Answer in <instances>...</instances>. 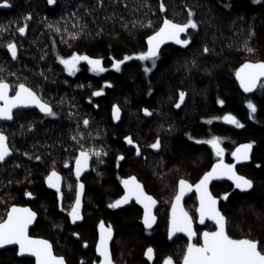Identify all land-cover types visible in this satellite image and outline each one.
Segmentation results:
<instances>
[{
	"label": "trees",
	"instance_id": "trees-1",
	"mask_svg": "<svg viewBox=\"0 0 264 264\" xmlns=\"http://www.w3.org/2000/svg\"><path fill=\"white\" fill-rule=\"evenodd\" d=\"M21 1L10 0V8L0 11V67L4 69L0 75L13 92L19 82L34 91L43 85L57 90L62 79L53 71L57 68L54 60L42 51L41 38L27 33L23 38L27 40L22 41L16 34L18 27L27 24L26 15L31 14L32 22L36 15L31 4ZM59 1H66V10L49 12L47 18L61 36L69 38L64 45L100 58L105 70L90 71V76L84 68L73 80L78 88L72 95L56 93L47 98L56 115L45 123L26 117L7 126L0 124L12 149V156L0 165V220L12 204L29 206L37 213L30 235L50 241L66 264L98 261L92 244L99 222L110 225L114 233L110 246L114 264H162L166 257L180 264L186 242L176 237L169 243L166 235L179 178L194 184L217 160L231 162L238 144L251 142L250 164L237 169L253 181L251 192H239L224 182L211 190L220 200L231 236L264 241V81L245 95L235 79L237 67L245 61H264V0H163V12L161 0ZM22 8L24 13L19 11ZM189 10L198 27L181 34V39L190 40L188 45L172 41L159 48L155 65L136 57L135 53L147 50L146 37L164 18L184 23ZM71 32L79 33L76 39L69 37ZM8 42H17L16 60L4 50ZM245 44L254 53H248ZM205 47L208 52L203 51ZM125 55L131 58L119 70L113 68L114 61ZM145 67L151 71L145 72ZM100 89L101 95H93V105L88 103L89 90ZM181 91L185 93L182 102ZM248 100L256 105L252 116ZM113 105L119 108L118 119L113 118ZM226 114L234 115L243 127L222 123ZM84 119L89 121L87 126ZM212 136L221 138L222 157L204 142ZM125 137L134 143L128 144ZM157 137L160 147L151 148ZM81 145L100 149L101 156L91 158L83 180V219L73 225L68 215L75 188L71 171ZM120 156L124 157L121 161ZM53 169L63 177L61 199L44 184ZM130 174L157 200L153 230L141 225V211L135 204L109 207L122 195L121 179ZM26 192L32 195L27 197ZM186 202L187 211L196 206L194 197ZM200 231L197 227L195 242L200 241ZM149 247L154 250L153 263L144 258ZM23 262L11 251L0 253V264Z\"/></svg>",
	"mask_w": 264,
	"mask_h": 264
},
{
	"label": "snow or ice",
	"instance_id": "snow-or-ice-1",
	"mask_svg": "<svg viewBox=\"0 0 264 264\" xmlns=\"http://www.w3.org/2000/svg\"><path fill=\"white\" fill-rule=\"evenodd\" d=\"M48 4H54L56 0H47ZM0 5L8 7L10 0H0ZM160 10H165V4L163 0L159 5ZM31 14L24 17V20H30ZM151 21H148V25H151ZM142 27L146 25H141ZM27 24L18 27L17 31L23 35L26 31ZM47 27L51 28L49 24ZM198 27L197 22L193 19V12L189 10L188 18L184 23H176L172 19L164 18L159 28L151 35L146 37L147 50L135 53L136 57L141 61L151 60L155 65V60L158 57V50L160 45L166 41H174L179 45H188L189 39H181V33H185L189 29H196ZM60 31L59 28L56 29ZM79 33L71 32L69 37L76 39ZM8 53L11 54V58L16 60L18 58V50L15 42H8L6 44ZM245 49L248 53H254V49L248 47L245 44ZM204 52H208L209 49L205 47ZM128 55H125L123 60H115L112 64L113 68L119 70L120 65L130 59ZM57 59L64 66V70L69 74H75L77 65L80 61H87L90 66V70L94 72H103L105 69L102 66L100 58H93L87 54H78L73 52L68 57L58 56ZM145 72L151 71L150 68L145 67ZM3 67H0V72H3ZM9 75H15V73H9ZM264 77V61L243 63L236 71V78L239 80L240 87L245 92L251 91L257 87L260 78ZM264 86V84H262ZM10 85L4 76L0 75V118L11 120L13 118V109L17 106L35 105L42 113L49 116H55L56 112L52 106L45 102L36 91L31 87H28L25 83L19 82L15 86V95H9ZM103 89L94 92L93 95H100ZM180 101L182 102L185 96L183 91L180 92ZM223 104V100L218 101ZM180 103L176 104L179 107ZM247 107L249 109V116H252L256 112V105L251 101H247ZM146 114H151L147 108L143 110ZM113 118H119V108L113 105ZM223 119L230 124L236 125V127H243L240 121L232 114H226ZM84 125H88V119H84ZM31 127V125H30ZM76 139V137H72ZM128 144H133L134 141L131 137H125ZM221 138L218 136H212L210 139L204 141L211 145L217 157H222L223 149L220 146ZM151 148L160 147V140L157 137L156 141L150 145ZM252 148V143L241 144L235 151L232 152V156L236 160H248L249 151ZM7 137L0 131V161H4L9 155L10 151ZM95 155L98 158L101 156L100 149H86L83 145L80 146L79 154L75 157V174L77 178L80 177L81 172L88 166L90 155ZM136 154L140 155L139 145L136 146ZM123 156L117 157V159H123ZM35 159L39 160L40 157L36 156ZM217 176H227L232 180L235 187L241 190L249 189L253 186V181L246 178L243 175H239L233 164H225L223 159H219L217 163L212 165L210 171L204 173L199 181L193 185L185 179H180L178 182V190L175 193L174 198L171 201V215L169 217V229L168 234L171 238L175 233H186L188 237V243L183 252L182 264H264V241H258L250 237L234 238L226 230L227 218L217 208V198L209 191V181ZM46 182L49 187L56 189L57 193H61L60 188V175L53 169L47 176ZM121 183L124 185L125 193L122 197L114 201L109 207L115 208L121 204L127 203L129 199L135 197L137 203L142 204L144 208L143 222L146 227H151L155 222L156 217L152 212V208L156 204V200L152 195H149L144 191L143 186L137 180L135 176L122 179ZM195 188L199 199V213L200 222L203 224L205 218L215 222V230L204 231L200 234V240L202 242H193V237L197 234L193 231L192 217L181 206V200L187 191ZM84 189L82 183L77 182L75 190V202L73 203L68 215L72 221L75 222L81 219L80 207H81V195ZM26 196H31L32 193L26 192ZM229 194L223 193L224 199H227ZM7 218L0 220V246L4 245H18V254L23 255L25 253L30 254L35 258V264H65V259L62 256H57L53 252L52 244L47 239L36 238L28 234V226L32 224L33 219L37 213L27 207H19L12 204L7 210ZM100 227V239L95 246V251L99 255L98 261H93V264H114L111 252L109 250L108 241L112 238V228L109 225L105 228L103 222ZM73 235H79L73 233ZM84 246H87V241L84 242ZM153 248L149 247L145 251V256L149 259L153 257ZM83 264V262H82ZM163 264H173L172 257H166Z\"/></svg>",
	"mask_w": 264,
	"mask_h": 264
},
{
	"label": "flooded vegetation",
	"instance_id": "flooded-vegetation-1",
	"mask_svg": "<svg viewBox=\"0 0 264 264\" xmlns=\"http://www.w3.org/2000/svg\"><path fill=\"white\" fill-rule=\"evenodd\" d=\"M19 1H21V0H19ZM22 1H21V3H22ZM25 1L27 2V4H31L30 5L31 11L36 12V15H35L33 22L31 19L28 20V22H26L27 27H26V31L24 33L25 34L24 36L20 35L18 31H16V34H18L20 36L18 38L21 39L22 41L27 40V38L25 40L23 39V38H25L27 33H29V35H30L29 37H31V35L32 36H39L41 38V42L44 46L42 51L46 52V55L50 56L54 60V63H55V65H57V68H55L53 71L56 72V74H58L62 79L60 85L56 86L58 88L57 90L55 88L51 89V87H48L47 85H43V86L39 87V89L36 90V92L47 103H49V101H47V98L50 99V97H52L56 93H59V94L63 93L66 96L72 95V93H74V88L75 89L78 88V86H75L76 84L74 83L73 80H76L80 76V74L82 73V70L84 68H87V70H88L87 71L88 73H86V75L89 74L90 76H92V74H90L91 70H90V67H88L86 64H84L82 61H80L78 63L75 74H69L67 71L64 70V66L57 59L58 56H63L66 58V57L70 56L71 53H73V52H77L78 54H85V53H82V52L80 53V51L74 50V48H70V46H68V45H64V43L66 41H68L69 39H67V37L61 36L60 32L56 31V28L54 26L53 21H50L47 18L49 16V12H53V11H57V10L58 11H64V10H66V6H68V5H66V1H59V0H56V2L54 4H51V5L48 4L47 0H25ZM25 11H23V13ZM49 24L52 25L51 28L47 27V25H49ZM29 26H31L32 28H29ZM22 41H19V42H22ZM5 49H7V48H4V50ZM68 82H70L71 84H68ZM14 93H15V91L14 92L12 91V95ZM93 93H94V90L93 91L89 90V95H88L89 97L87 99V102L91 103L92 105L94 102ZM15 117H16V120L23 119L26 117H28V118L31 117V118H34L35 121L42 123V122L46 121V119H51L53 116L41 114L38 110L32 109L29 111H18L16 113H14L12 123L15 121ZM0 124L4 125L2 123H0ZM55 193L57 195H59L57 192H55ZM69 218H71V217L69 216ZM81 219L77 220L76 223L72 222L73 225L79 223L81 221ZM105 226L108 227L107 225H105ZM99 228H97L95 241L92 244L93 250H94V247H95L97 240H98L97 237H98ZM5 250L11 251L12 253H15V255L17 254L15 248L5 249ZM2 251H4V250H2ZM94 253H95V250H94ZM95 256H96V254H95ZM16 258L19 259L17 257V255H16ZM19 260L24 261L22 264H24L26 261H28L29 264L32 263V261L27 259V258L19 259ZM97 260H98V258H97Z\"/></svg>",
	"mask_w": 264,
	"mask_h": 264
},
{
	"label": "water",
	"instance_id": "water-1",
	"mask_svg": "<svg viewBox=\"0 0 264 264\" xmlns=\"http://www.w3.org/2000/svg\"><path fill=\"white\" fill-rule=\"evenodd\" d=\"M10 8V6H8V7H5V6H2V5H0V11H2V10H8ZM162 24V23H161ZM20 34V33H19ZM181 34H183V33H181ZM21 35V34H20ZM25 34H23L22 36H24ZM170 42H172V41H169V40H166V41H164L161 45H160V48H162V47H164V46H167L168 45V43H170ZM146 46H147V39H146ZM9 55L11 56V54L9 53ZM93 58H95V57H93ZM84 64H86L88 67H90L89 65H88V63H87V61H82ZM246 62V61H245ZM244 62V63H245ZM250 62V61H249ZM101 63H102V61H101ZM254 63V62H253ZM243 64V63H242ZM241 64V65H242ZM241 65H239L237 68L239 69L240 68V66ZM102 66H103V63H102ZM235 79H236V83H237V86H238V89L239 90H241V92L243 93V94H245V95H247V94H252L255 90H256V88L257 87H255V88H253L251 91H249V92H245L244 90H243V88H241L240 87V83H239V80L236 78V74H235ZM262 81H264V77H262V78H260V81L258 82V84H257V86L262 82ZM9 95L10 96H13V95H15V93L12 95V89L11 88H9ZM101 95V94H100ZM3 102L2 101H0V104H2ZM32 109H36V110H38L41 114H45V113H42L40 110H39V108H37L35 105H28V106H23V105H21V106H17L16 108H14L12 111H13V114L14 113H16V112H18V111H29V110H32ZM13 119V118H12ZM12 119L11 120H9V119H5V118H0V123H2V124H4V125H7V124H11L12 123ZM222 123H224V124H230V123H228L227 121H225L223 118H222ZM241 144H247L246 142L245 143H240V144H238V146L239 145H241ZM237 146V147H238ZM236 147V148H237ZM235 148V149H236ZM235 149H234V151H235ZM252 152H253V146H252V148H251V150L249 151V159L248 160H240V161H238V160H236V158L235 157H232V161L231 162H225L224 161V163L225 164H233L234 165V167H235V170H236V172H237V168L239 167V166H246V165H249L250 164V162H251V158H252ZM12 155H11V151H10V153H9V155L5 158V160L4 161H0V165H3V164H5L8 160H9V158L11 157ZM121 160V159H120ZM217 162H218V160H217ZM217 162H215V163H217ZM74 164H73V167H72V174H73V179H74V181H76V182H79V183H81V181L86 177V175L88 174L87 172H88V170H89V168H90V166H91V158H89V161H88V166L86 167V168H84L83 169V171L81 172V174H80V177L79 178H77V176H76V174H75V167H76V165H75V161L73 162ZM215 163H213V164H215ZM212 164V165H213ZM212 165L210 166V169L209 170H207V171H210L211 170V168H212ZM206 171V172H207ZM238 173V172H237ZM60 175V177H61V179H60V188L62 189V187H63V178H62V175L61 174H59ZM204 175V174H203ZM240 175V174H239ZM131 176H133V175H131ZM127 177H125V178H122V179H126ZM121 179V180H122ZM198 182V181H197ZM196 182V183H197ZM222 182H224V183H227V184H230L235 190H237V191H241V192H244V193H249V192H251V190H252V187L251 188H249V189H244V190H241V189H238V188H236L235 187V185H234V183H233V181L232 180H230V179H228V177L227 176H217V177H214L212 180H210L209 181V185H208V188H209V191L212 193V190H210V188H211V186L213 185V184H218V183H222ZM120 183H121V181H120ZM44 184H45V186L48 188V189H50L51 191H53V192H57L56 191V189H54V188H51V187H49V185H48V183L46 182V179H45V181H44ZM141 185H142V183H140ZM84 185V184H83ZM195 185V184H194ZM120 186H121V196L120 197H122L123 195H124V193H125V189H124V185L121 183L120 184ZM143 186V185H142ZM178 190V184H177V189H176V191ZM145 191V190H144ZM194 197L195 198V201H196V209H195V220H193V218H192V227H193V231L196 233V231H195V227H199V228H203V227H205L206 225H211L214 229L213 230H215V222L214 221H212V220H210V219H207V218H205V221H204V223L202 224L201 222H200V217H199V213L197 212V209L199 208V199H198V194L196 193V190H195V188L193 187L190 191H187L186 193H185V195L183 196V198H182V200H181V206L184 208V210H185V202H186V200L188 199V198H190V197ZM214 196V195H213ZM27 197H29V196H27ZM84 198H85V195H84V189H83V192H82V195H81V207H80V213H81V211H82V209H83V201H84ZM154 198V197H153ZM155 199V198H154ZM75 202V201H74ZM131 203H133V204H135L137 207H138V209L141 211V215H142V217H141V225L142 226H144L146 229H148V230H153L154 229V227L156 226L155 224H156V220H155V222L154 223H152V225H151V227H146L145 226V224H144V222H143V215H144V208H143V205L142 204H139V203H137L136 202V200H135V197H132L131 199H129V201L127 202V203H124V204H121V205H119V207H123V206H127V205H130ZM219 203H220V200H218V198H217V208L220 210V208H219ZM18 206V205H17ZM19 207H27V208H29L28 206H19ZM157 207H158V203H157V201H156V204H155V206L152 208V212H153V214L155 215V217H156V214H155V210L157 209ZM32 210V209H31ZM32 211H34V210H32ZM186 211V210H185ZM35 212V211H34ZM222 212V211H221ZM169 217H170V215H171V207H170V209H169ZM189 215H190V213H189ZM191 216V215H190ZM169 217H168V221H167V224H168V228H167V232H166V235H167V241L169 242V243H171L173 240H175L176 239V237H182L184 240H185V242H186V245H187V243H188V237H187V234L186 233H181V232H177V233H175L171 238L169 237V234H168V229H169ZM192 217V216H191ZM7 218V215L5 216V218L4 219H6ZM37 215H36V217L33 219V222H32V224H30L29 226H28V234L30 233V231H31V229H33V227H34V225H35V223H36V221H37ZM77 221H75V222H73V223H76ZM105 226V225H104ZM105 228H107L106 226H105ZM213 230H209V231H213ZM204 231H207V230H203V231H201V233H203ZM200 233V234H201ZM113 236H114V233H113V231H112V238L108 241V246H109V250H110V252H111V249H110V246H111V243H112V241L114 240V238H113ZM198 237V234L196 235V236H194L193 237V242L196 240V238ZM37 238V237H36ZM98 240H97V242L99 241V239H100V228H99V230H98ZM50 242V241H49ZM199 242H202L201 240L199 241ZM51 243V242H50ZM97 244V243H96ZM96 246V245H95ZM13 248H15L16 249V255H17V257L19 258V259H24V258H27V259H29V260H31L32 261V263L33 264H35V258L34 257H32L30 254H28V253H25V254H23V255H19L18 254V245H15V244H12V245H4V246H0V252H2V250H5V249H13ZM94 250H95V247H94ZM54 252V251H53ZM55 254V253H54ZM95 254H96V257L99 259V255H98V253L95 251ZM58 256V255H57ZM144 258H146V260L149 262V263H153L154 262V252H153V257H152V259H149L147 256H145V254H144ZM65 264H66V262H65ZM180 264H182V260H181V263Z\"/></svg>",
	"mask_w": 264,
	"mask_h": 264
},
{
	"label": "rangeland",
	"instance_id": "rangeland-1",
	"mask_svg": "<svg viewBox=\"0 0 264 264\" xmlns=\"http://www.w3.org/2000/svg\"><path fill=\"white\" fill-rule=\"evenodd\" d=\"M62 18H63V17H62ZM60 20H61V19H60ZM63 20H64V19H63ZM23 23H24V22H23ZM24 25H25V24H24ZM67 38H68V37H67ZM68 39H69V38H68ZM15 43H16V45H17V42H15ZM74 50H75V49H74ZM71 54H72V53H71ZM92 156H93V155H90V158H92ZM252 156H253V155H252ZM74 161H75V160H74ZM119 161H121V160L119 159ZM239 167H240V166H239ZM239 167H238V168H239ZM238 168H237V169H238ZM209 169H210V167H209ZM209 169H208V170H209ZM71 172H72V171H71ZM237 172H238V171H237ZM238 174H240V173H238ZM131 175H133V174L126 175L125 177H130ZM240 175H242V174H240ZM133 176H135V175H133ZM202 176H203V175H202ZM202 176H201V177H202ZM125 177H124V178H125ZM135 177H136V176H135ZM201 177H200V178H201ZM62 178H63V177H62ZM85 178H86V177H85ZM85 178H84V179H85ZM200 178H199V179H200ZM84 179H83V180H84ZM180 179H182V178H179V180H180ZM72 180H73L74 185H75V188H74V200H73V203H74V201H75V190H76V184H77V182L74 181V179H73V174H72ZM83 180L81 181L82 184H83ZM137 180H138V179H137ZM138 181H139V180H138ZM197 181H199V180H197ZM197 181H196V182H197ZM139 182H140V181H139ZM178 182H179V181H178ZM140 183H142V182H140ZM177 184H178V183H177ZM190 184H191V183H190ZM194 184H196V183H194ZM194 184H193V185H194ZM62 185H63L62 189H64V187H65L64 183H63ZM142 185H143V183H142ZM213 185H215V184H213ZM213 185H212V186H213ZM212 186H211V187H212ZM143 188H144V185H143ZM62 189H61V193L58 195L60 199L63 198V191H62ZM176 189H177V186H176ZM84 190H85V188H84ZM144 190H145V188H144ZM210 190H211V188H210ZM84 192H85V191H84ZM145 192H146V191H145ZM121 193H122V192H121ZM147 193H148V192H147ZM148 194L151 195L150 193H148ZM212 194H213V193H212ZM153 197H154V196H153ZM192 197H193V196H192ZM192 197H190V198H192ZM154 198H155V197H154ZM190 198H188V199H190ZM188 199H187V200H188ZM194 199H195V198H194ZM155 200H156V198H155ZM187 200H186V201H187ZM156 201H157V200H156ZM73 203L71 204L70 207H72ZM186 203H187V202H185V210L187 211V209H186ZM19 206H20V205H19ZM22 206H27V205H22ZM28 207H29V206H28ZM118 207H119V206H118ZM170 207H171V205H170ZM188 207H190V206H188ZM194 208L196 209V206L190 207V210H188L187 212L190 213V215H191V214L193 215V213L195 212V209H194ZM169 209H170V208H169ZM70 210H71V208H70ZM193 211H194V212H193ZM220 211H221V210H220ZM168 212H169V210H168ZM81 213H82V211H81ZM81 213H80V215H81ZM222 214H223V212H222ZM192 215H191V216H192ZM223 215H224V214H223ZM194 216H195V215H194ZM224 216H225V215H224ZM168 217H169V215H168ZM81 218L83 219L82 215H81ZM192 218H193V217H192ZM193 220H195V219L193 218ZM70 221H71V223L73 222L71 218H70ZM72 224H73V223H72ZM100 224H101V222H99V224H98L97 226L99 227ZM103 224H104V223H103ZM74 225H75V224H74ZM104 225H105V224H104ZM97 226H96V227H97ZM167 228H168V227H167ZM196 228H197V227H195V231H196ZM199 229H200L201 231H203V230H207V231H209V230H213L214 228H213L212 226H211V227H208V226L206 225L205 227H203V228H199ZM201 231H200V233H201ZM166 232H167V231H166ZM200 233H199V234H200ZM196 234H197V233H196ZM29 235H30V233H29ZM30 236H31V235H30ZM37 238H40V237H37ZM42 239H43V238H42ZM196 239H197V238H196ZM194 242H195V241H194ZM83 246H84V245H83ZM146 250H147V249H146ZM54 253H55V251H54ZM55 255L60 256L58 253H57V254L55 253ZM30 264H32V263H30ZM162 264H163V262H162ZM173 264H174V263H173Z\"/></svg>",
	"mask_w": 264,
	"mask_h": 264
},
{
	"label": "bare ground",
	"instance_id": "bare-ground-1",
	"mask_svg": "<svg viewBox=\"0 0 264 264\" xmlns=\"http://www.w3.org/2000/svg\"><path fill=\"white\" fill-rule=\"evenodd\" d=\"M19 11H23V8L22 9H19ZM21 120V119H20ZM20 120H18V122H20ZM17 121V120H15ZM12 124V123H11ZM234 151V150H233ZM232 156V155H231ZM233 157V156H232Z\"/></svg>",
	"mask_w": 264,
	"mask_h": 264
}]
</instances>
